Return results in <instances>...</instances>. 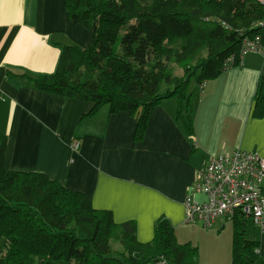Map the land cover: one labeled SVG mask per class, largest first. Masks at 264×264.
<instances>
[{
  "label": "trees",
  "instance_id": "1",
  "mask_svg": "<svg viewBox=\"0 0 264 264\" xmlns=\"http://www.w3.org/2000/svg\"><path fill=\"white\" fill-rule=\"evenodd\" d=\"M65 9L93 32L90 47L63 46L54 75L27 78L41 92L93 104L90 115L103 107L129 112L136 143L144 140L154 109L171 99L189 130L190 83L213 81L229 60L239 66L246 39L264 44L259 0H65ZM255 94L253 116L264 118V75ZM7 140L0 134V264L192 263L197 249L181 246L165 218L143 244L136 224H117L111 212L93 207L91 196L42 173L7 170ZM231 222V264H264L260 244L247 232L251 221L236 214Z\"/></svg>",
  "mask_w": 264,
  "mask_h": 264
},
{
  "label": "crops",
  "instance_id": "2",
  "mask_svg": "<svg viewBox=\"0 0 264 264\" xmlns=\"http://www.w3.org/2000/svg\"><path fill=\"white\" fill-rule=\"evenodd\" d=\"M92 37L91 30L69 18L65 0H0V134L8 137L4 166L45 174L91 196L93 207L111 212L117 224H136L140 243L153 240L160 218L181 233L188 228L186 196L206 201L192 188L213 157L237 151L264 156V118L253 116L264 58L245 56L239 66L199 87L201 95L196 100L192 95L189 130L177 119V99L164 101L150 116L144 140L136 143V119L129 112L111 114L103 107L90 115L93 104L41 92L28 79L54 75L62 47L88 49ZM228 219L212 229L191 227L199 225L212 238L229 235L217 264L232 263ZM252 238L264 259V234L254 227Z\"/></svg>",
  "mask_w": 264,
  "mask_h": 264
},
{
  "label": "built area",
  "instance_id": "3",
  "mask_svg": "<svg viewBox=\"0 0 264 264\" xmlns=\"http://www.w3.org/2000/svg\"><path fill=\"white\" fill-rule=\"evenodd\" d=\"M264 6V0H259ZM264 28V22L261 24ZM258 37L244 41L240 58L260 54L264 58V44ZM232 60L225 70L232 68ZM205 84L201 86L204 88ZM78 150V141L73 146ZM264 156L237 151L232 155L216 156L199 170L192 192L201 193L206 201H196L194 194L184 201L185 224L212 229L218 220L233 218L236 214L249 219L264 234Z\"/></svg>",
  "mask_w": 264,
  "mask_h": 264
},
{
  "label": "rangeland",
  "instance_id": "4",
  "mask_svg": "<svg viewBox=\"0 0 264 264\" xmlns=\"http://www.w3.org/2000/svg\"><path fill=\"white\" fill-rule=\"evenodd\" d=\"M203 55H206V51L202 53ZM175 72L177 74H181L180 68L173 64ZM190 89L189 93L193 94L194 99L196 100L199 95H201V92L199 90V85L197 84L196 79H194L190 83ZM167 91V87L163 85L162 93H165ZM174 104H176V101L173 100ZM178 104V103H177ZM230 220V219H228ZM231 221V220H230ZM231 223V222H230ZM188 228L185 231L176 232V237L179 242V244L182 245H190L191 247H194L197 249V253L195 257L192 258L191 264H217L218 259H222L223 252H222V244L224 243V239L228 238L227 233L222 235L220 238H212L211 236H208L209 233H204L201 228H198L199 225L196 227L195 230L191 229V227L187 226ZM247 232L249 233V237L252 238V232H254V227L251 223L247 225ZM211 231V230H207ZM233 231V230H232ZM231 231L232 235L233 232ZM192 232L195 234H192ZM229 236V235H228ZM233 237V236H232ZM218 239H221L220 241H217ZM220 244V248H219ZM116 248H121V245L116 244ZM231 252H232V246H231ZM217 255V256H216ZM231 260H232V253L230 254Z\"/></svg>",
  "mask_w": 264,
  "mask_h": 264
}]
</instances>
